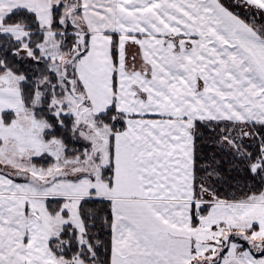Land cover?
<instances>
[{"label": "snow or ice", "instance_id": "6c2138e0", "mask_svg": "<svg viewBox=\"0 0 264 264\" xmlns=\"http://www.w3.org/2000/svg\"><path fill=\"white\" fill-rule=\"evenodd\" d=\"M0 264H264V0H0Z\"/></svg>", "mask_w": 264, "mask_h": 264}]
</instances>
